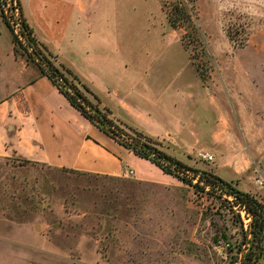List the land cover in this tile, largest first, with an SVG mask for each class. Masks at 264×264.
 <instances>
[{
  "label": "rangeland",
  "instance_id": "obj_1",
  "mask_svg": "<svg viewBox=\"0 0 264 264\" xmlns=\"http://www.w3.org/2000/svg\"><path fill=\"white\" fill-rule=\"evenodd\" d=\"M115 1L125 13L124 75L142 82L131 103L157 99L164 122L171 114L212 118L215 107L200 87L194 60L244 140L241 88L247 75L264 72V3L181 0L193 12L173 28L162 9L171 0ZM1 11L0 5V27L9 29ZM255 53L259 64L252 67ZM170 82L178 87L173 97ZM172 98L183 102L171 107ZM197 151L186 152L189 165L213 171V152L206 160ZM230 205L211 188L181 180L160 184L0 157V264H27L31 256L55 264H239L244 249L237 246L245 245V232ZM258 261L264 263V256Z\"/></svg>",
  "mask_w": 264,
  "mask_h": 264
},
{
  "label": "crops",
  "instance_id": "obj_2",
  "mask_svg": "<svg viewBox=\"0 0 264 264\" xmlns=\"http://www.w3.org/2000/svg\"><path fill=\"white\" fill-rule=\"evenodd\" d=\"M20 3L36 40L55 63L69 67L98 95L101 106L109 109L113 119L156 138L166 152L188 164L186 152L212 151L215 174L264 199V184L255 179L259 175L264 181V72L260 76L247 75L241 88L245 99L244 140L238 138L228 122L217 93L211 91L214 88L201 78L200 87L215 107L213 117L192 114L180 118L171 114L164 122L157 112V99L149 105L130 101L129 97H134L137 85L142 82L124 75L125 13L117 11L115 0H20ZM2 24L0 157L119 177L125 176L123 169L129 166L134 170L131 177L137 180L179 183L178 178L86 118L48 75L15 51L10 31ZM255 58L256 53L250 60L252 67L259 64ZM170 83L173 97L178 87ZM182 102L174 98L167 101L171 107ZM40 259L46 260L31 256L27 264H55Z\"/></svg>",
  "mask_w": 264,
  "mask_h": 264
},
{
  "label": "trees",
  "instance_id": "obj_3",
  "mask_svg": "<svg viewBox=\"0 0 264 264\" xmlns=\"http://www.w3.org/2000/svg\"><path fill=\"white\" fill-rule=\"evenodd\" d=\"M13 1H15L16 6L18 7L19 16L23 28L27 33L28 43L32 46V50L28 51V54H25V51H27L26 46L19 43L14 37L13 41L22 49V53L25 54L26 59L36 62L40 67V72L48 75L67 96L70 103L86 118L111 137L118 139L124 145L131 148L138 155L150 159L164 172L172 174L181 181L196 188L204 190L205 184H217V186L221 187L227 194H232L233 200L230 203L231 208H233V205H237L239 208H244L251 217L248 228L250 237L246 238V234H244L242 243H245V245L243 246L242 244H239L237 246L238 251L243 250L244 248L243 258L239 264H264L258 261L260 257L264 256V199L258 198L252 192L239 189L233 184L232 180H225L215 174L212 170L189 165L166 152L161 147V142L156 138L113 119L109 115V109L105 106H101L100 99L96 93H94L85 83L81 82L80 78L69 67L54 62L52 55L34 37L30 26L22 14L20 0ZM162 9L168 23L173 28H177L180 24H183L185 20H189L193 12L190 10V7L181 0L166 1L164 2ZM2 16L7 23L3 13ZM15 44V51H17L18 49ZM185 47L187 46L185 45ZM192 63L204 82L205 75L200 70L199 63L194 60H192ZM58 79H60V82ZM124 127L131 130V135H129L128 132H124ZM22 160L25 162H31L28 159ZM61 169L70 172L89 174V172L85 171L66 168ZM194 179L196 180L194 181Z\"/></svg>",
  "mask_w": 264,
  "mask_h": 264
},
{
  "label": "built area",
  "instance_id": "obj_4",
  "mask_svg": "<svg viewBox=\"0 0 264 264\" xmlns=\"http://www.w3.org/2000/svg\"><path fill=\"white\" fill-rule=\"evenodd\" d=\"M0 2H1L0 4H1L3 15L6 18L8 27H9L13 37L19 43H22L23 45H25L28 51H31L32 46L29 45V43H28L27 33L23 28L22 21H21V18L19 16L18 7L16 6L15 1H13V0H0ZM58 81L60 82V79H58ZM196 154H197L198 158H200V159L210 160L213 158V155L210 152H208L207 150H198ZM123 174L125 176H132L134 174V170H133V168H131L129 166H125L123 169ZM255 179H256L257 183H259V184L263 183V179H261L260 177H255ZM209 188H211V190H213L215 193L217 192L221 196H224L228 202H230V203L232 202L233 195L227 194L221 187L217 186V184H212V185H210L209 183L205 184V189H209ZM233 208H235L238 216L240 217V219L242 221V226H243L244 232L246 234V238H249L250 232L248 231V228H249V222L251 219L250 214L248 212H246V210L244 208H239L237 205H233ZM226 245H228V243H226Z\"/></svg>",
  "mask_w": 264,
  "mask_h": 264
},
{
  "label": "clouds",
  "instance_id": "obj_5",
  "mask_svg": "<svg viewBox=\"0 0 264 264\" xmlns=\"http://www.w3.org/2000/svg\"><path fill=\"white\" fill-rule=\"evenodd\" d=\"M261 3H264V0H260Z\"/></svg>",
  "mask_w": 264,
  "mask_h": 264
}]
</instances>
